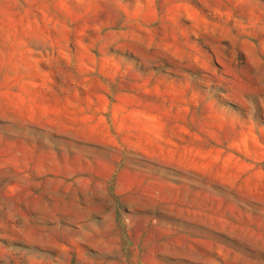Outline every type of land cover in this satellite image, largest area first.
Masks as SVG:
<instances>
[{
	"label": "rangeland",
	"instance_id": "374dc122",
	"mask_svg": "<svg viewBox=\"0 0 264 264\" xmlns=\"http://www.w3.org/2000/svg\"><path fill=\"white\" fill-rule=\"evenodd\" d=\"M0 264H264V0H0Z\"/></svg>",
	"mask_w": 264,
	"mask_h": 264
}]
</instances>
